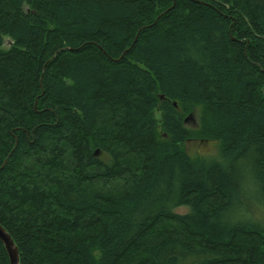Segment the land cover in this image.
I'll list each match as a JSON object with an SVG mask.
<instances>
[{
  "label": "trees",
  "instance_id": "trees-1",
  "mask_svg": "<svg viewBox=\"0 0 264 264\" xmlns=\"http://www.w3.org/2000/svg\"><path fill=\"white\" fill-rule=\"evenodd\" d=\"M0 225L19 264H264V0H0Z\"/></svg>",
  "mask_w": 264,
  "mask_h": 264
},
{
  "label": "rangeland",
  "instance_id": "rangeland-1",
  "mask_svg": "<svg viewBox=\"0 0 264 264\" xmlns=\"http://www.w3.org/2000/svg\"><path fill=\"white\" fill-rule=\"evenodd\" d=\"M10 41L8 39L4 40L3 43V49H7V46L9 45ZM191 114V113H189ZM159 115L156 114V118H158ZM187 117V116H186ZM185 117V118H186ZM186 127L189 129L192 128H197L198 127V122H197V117H196V113H194L193 118L189 121H187L186 123ZM186 149L189 152V154L191 155H206V156H212L215 155L217 152V144L214 142H201V141H192L189 140L185 143ZM186 208L185 207H181V208H177L175 209V212L177 213H183L185 212Z\"/></svg>",
  "mask_w": 264,
  "mask_h": 264
},
{
  "label": "water",
  "instance_id": "water-1",
  "mask_svg": "<svg viewBox=\"0 0 264 264\" xmlns=\"http://www.w3.org/2000/svg\"><path fill=\"white\" fill-rule=\"evenodd\" d=\"M159 99H162V96H159ZM194 113L189 114L184 119V124L186 125L187 121L193 118ZM97 150L94 152V156H97ZM0 242L3 244L6 251L9 264H19V255L18 250L13 242L11 236L8 232L0 225Z\"/></svg>",
  "mask_w": 264,
  "mask_h": 264
}]
</instances>
